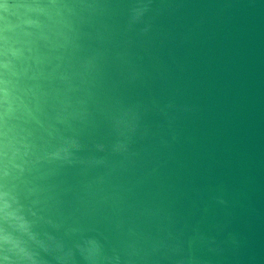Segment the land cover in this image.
I'll return each instance as SVG.
<instances>
[{"label": "water", "instance_id": "95a60500", "mask_svg": "<svg viewBox=\"0 0 264 264\" xmlns=\"http://www.w3.org/2000/svg\"><path fill=\"white\" fill-rule=\"evenodd\" d=\"M0 264H264V0H0Z\"/></svg>", "mask_w": 264, "mask_h": 264}]
</instances>
